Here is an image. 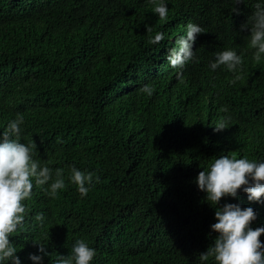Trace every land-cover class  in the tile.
Instances as JSON below:
<instances>
[{
    "label": "trees",
    "instance_id": "obj_1",
    "mask_svg": "<svg viewBox=\"0 0 264 264\" xmlns=\"http://www.w3.org/2000/svg\"><path fill=\"white\" fill-rule=\"evenodd\" d=\"M252 3L240 5L237 15L231 11L233 0H168V17L161 20L149 0H0L1 110L17 114L23 99L31 96L33 110L42 118L33 128L24 126V137L33 141L37 133L44 136L36 139L38 159L57 163L65 176L73 164L100 173L101 183L90 193V217L88 203L84 206L69 187L54 198L42 197L46 216L59 220L68 209L73 213L60 230L64 245L84 239L96 248L94 264H200V253L215 236L207 234L216 221L215 209L204 201L195 177L219 155L264 159V65L252 66L238 81L241 96L225 101L230 117L231 110L248 113L245 129L229 131L230 119L229 127L209 134L201 125L192 126V114L181 101L185 94L166 97L159 81L163 68L153 74L148 59L156 54L152 67L161 65V57L189 22L205 30L199 39L202 47L195 50L199 62H191V68L201 69L202 60L206 65L210 48L220 51L233 45L245 52L247 40L239 28L251 16ZM157 31L165 39L149 44ZM129 65L138 70L127 71ZM128 75L138 78L139 88L149 79L155 89L151 97L143 93L144 101L151 99L154 106L151 118L143 122L120 108L119 85L127 86ZM126 104L140 106V101ZM43 128L63 129L74 148L46 142ZM224 202L253 207L257 219L251 226L264 225V202H250L243 192L239 199L222 197ZM144 228H159L166 240L147 233V252ZM260 239L264 241V234ZM45 245L50 255L70 254L68 246L54 241ZM15 246L23 264H32L20 244ZM208 264L214 261L210 258Z\"/></svg>",
    "mask_w": 264,
    "mask_h": 264
},
{
    "label": "clouds",
    "instance_id": "obj_2",
    "mask_svg": "<svg viewBox=\"0 0 264 264\" xmlns=\"http://www.w3.org/2000/svg\"><path fill=\"white\" fill-rule=\"evenodd\" d=\"M149 3L152 12L161 20H166L168 0H149ZM233 3L235 6L231 11L239 15L242 12L239 6L247 5L248 0H233ZM251 7V16L239 28L245 33L244 40H247L244 42L245 52L237 51L233 45L220 51L210 48L206 65L202 60L201 69L197 65L191 68V62H199L195 50L202 47L199 39L205 30L199 24L189 22L175 44L167 49V54L161 57V65L152 67L156 54L148 59V68L153 74L156 68H163L159 81L163 84L166 97L174 100L177 93L185 94L181 101L192 114V126L201 125L205 133L226 129L230 119L229 131L239 132L249 121V115L244 111L231 110L233 116L227 115L229 109L225 101L228 97L241 96L238 81L252 66L264 65V0H253ZM146 32H151V28L146 26ZM164 39L165 34L157 31L149 37V44L158 45ZM204 69L206 71L200 73ZM137 70V66L129 65L127 71ZM217 78L223 81L218 82ZM147 80L142 81L139 88L138 78L128 75L125 77L127 86L122 82L119 85L123 93L120 108H127L142 122L151 118L154 110L151 99L144 101L143 93L151 97L155 91ZM134 99L140 101V106L127 107V101ZM3 102L0 94V105ZM33 103L31 96L25 97L17 114H6L0 108V264H23L17 255L16 243L28 254L27 259L32 264H43V260L47 261L46 264H94L96 248L84 239H73L64 245L60 230L65 227L62 224L72 219V211L68 209L64 218L55 220L45 215L47 205L41 199L45 195L54 198L58 191L69 187L84 206L88 203L89 214L86 215L90 217V193L97 191L101 183L100 173L95 167L77 168L73 164L69 166L70 173L65 176L64 169L58 168L57 163H42L38 159V140L44 139V136L37 133L35 138L38 140L33 141L24 137V126L33 128L42 118L41 114L34 112ZM42 106L44 108L43 101ZM175 118L181 120L178 116ZM62 130L48 132L43 128L40 131L44 132L46 142L73 149L75 142ZM201 169L195 183L205 193L204 201L215 209L216 222L210 225L211 231L207 235L212 236L214 232L215 236L211 245L200 253V264H208L210 258L214 264H264V241L260 239L264 234V225L251 226L257 219L256 211L251 206L242 207L240 203L221 204L222 197L239 199L240 192L246 193L250 202H264L261 199L264 196V159L219 155ZM35 193L36 198L30 201ZM147 233L154 234L162 242L166 240V234L159 228H144L143 247L146 251L149 245ZM51 241L65 249L68 246L70 254H58V251L56 255H50L45 244Z\"/></svg>",
    "mask_w": 264,
    "mask_h": 264
}]
</instances>
